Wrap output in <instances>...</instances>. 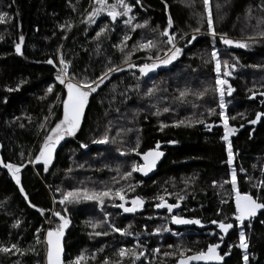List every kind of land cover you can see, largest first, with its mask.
I'll return each mask as SVG.
<instances>
[{
	"label": "trees",
	"instance_id": "trees-1",
	"mask_svg": "<svg viewBox=\"0 0 264 264\" xmlns=\"http://www.w3.org/2000/svg\"><path fill=\"white\" fill-rule=\"evenodd\" d=\"M186 1L140 0L137 4L136 0H125L132 7L130 14L137 17L136 24L148 22L144 27L135 28L128 37L124 31L131 30V27L123 26L121 21L113 22L107 14L101 13L89 22L88 14L93 7H98L93 0H0V13L6 14L0 20L1 157L4 162L24 165L20 175V187H23L24 194H21L10 174L0 167V245L16 244L20 250L15 254L0 252V264H44V235L49 228H54V225L49 227L52 221L59 222L52 217L51 212L57 211L64 215L65 209L70 221L66 234L65 264L75 260L81 253L84 262L80 264H104L106 259L108 264H128L130 261L123 260L127 255L121 259L118 248L125 245L129 247L128 255L135 253L131 250L134 241L131 239L132 234L134 238L141 239L142 245L149 250L154 247L160 249L156 264H177L180 253L175 248L178 244L176 238L172 235L163 239L154 236L157 230L164 231L163 223H166L165 213H159L155 207L160 203L157 197L178 204L177 214L184 218L199 219L207 225L212 220L220 221L227 217L225 222L234 224L233 230L230 229L223 240L222 235L214 234L212 228L199 235L179 231L183 234V246L180 249L185 255L192 245L200 251L199 245L206 250L209 244L218 242L222 247L221 256L225 252L230 253L224 256V264H244V250L236 247L239 235L233 216L234 194L231 184L224 183L230 181L231 170L226 163L227 153L221 139L224 129L216 127L222 123L220 108L218 106V110L213 113L207 107H199L191 94L189 102L186 95L183 96L177 110L164 117L167 119L165 122L151 113H143L136 118L139 129L137 151L143 153L153 149L159 142L165 147V158L153 178L144 180L135 173L123 192L126 199L138 196L146 204L142 213L128 218L122 215L112 224L130 233L129 237L114 234L111 226L105 231L101 228V235L94 243L97 251L90 254L91 238L87 221L92 205L59 203L63 198L61 190L65 192L73 189L67 184L70 183L69 177H73L78 184L80 182L82 189L90 190L94 185L99 186L108 180L104 166L109 165L111 157L116 155L118 160L125 163L130 159L128 156L120 157L121 153H116L120 150L111 140L105 144L94 141L114 133L117 126L126 124L123 112L133 104H138L142 87L147 93L148 83L163 76L167 77L164 79L169 88L188 86V81H191V88H196L199 86L196 83L201 81L203 84L206 79V88L208 92L211 91L209 87L213 78L210 79L209 74L214 71L211 67L212 44L209 38L195 39L192 47L186 49L171 66L154 69L143 76L138 69L139 64L161 56L150 48L143 51L140 47L135 48L139 36L142 33L147 38L159 39L168 26L169 16L173 21L169 29L171 33H176L177 40L181 36L185 38L182 48H187L195 29L207 30L205 22L202 27L195 22L194 15L201 6L192 10ZM114 2L108 0L109 4ZM218 5L219 8L213 2L212 7L218 36L224 34L232 40L257 38L256 42L246 44V48L225 45L227 54L224 56L232 58L229 59L232 62L227 63L235 66L232 68L228 64L232 66L231 85L236 89V94L226 99V117L229 127L235 129L229 141L234 153L232 167L236 171L237 189L264 202V116L255 124L249 123L256 119V113H264V98L248 101L254 94L264 92V69L260 73L254 70L256 65L264 66V0H218ZM247 21L255 23L254 28L244 26ZM101 28H105V31L97 36ZM21 36L24 37L22 43L19 39ZM17 43H21L22 54L15 51ZM124 45L135 49L130 58L120 52ZM167 47V42L165 46H155L156 49L165 50ZM189 55L192 57L191 64ZM61 57L66 61L67 79L75 77L77 81L87 79L91 82L96 81L102 73H107L109 68H119L120 71L108 73V78L90 94L82 127L73 137H65L63 144L60 142L54 165L44 172L43 166L33 167L29 160H34L44 136L63 114L61 100L66 97V89L56 80ZM199 57L204 58L206 63L198 62ZM49 59L53 60V64L47 63ZM128 60L141 61L133 64L137 67H129L126 66ZM49 85L53 86V91L46 94ZM159 88L165 87L161 84ZM170 90L165 94L178 96L179 91ZM137 142L135 144L132 139L128 140L126 152L134 155L130 149L136 147ZM82 144L86 147H81ZM134 158L136 164H141L136 154ZM75 161H81L83 165L74 168L72 163ZM115 207L114 211L121 214ZM37 209H43V215ZM155 213L158 214L157 219ZM262 221L264 212L250 226L249 223L242 224L248 237L249 264H264ZM108 243L117 246L116 253L112 252ZM229 245H232L230 250Z\"/></svg>",
	"mask_w": 264,
	"mask_h": 264
},
{
	"label": "snow or ice",
	"instance_id": "snow-or-ice-1",
	"mask_svg": "<svg viewBox=\"0 0 264 264\" xmlns=\"http://www.w3.org/2000/svg\"><path fill=\"white\" fill-rule=\"evenodd\" d=\"M93 3L95 5H98V7H93L92 12H90L88 15L90 17L89 22H92L93 17L101 14L106 13L109 18L113 22L117 20L120 16H126L128 17L127 20L124 21L126 25L132 24V20L134 19L133 16H130L129 13L132 11V7L125 3V0H115L114 3L109 4L108 0H93ZM136 3L139 4L140 0H136ZM204 10L207 15V27H208V33L216 37L217 33L214 29V22L212 18V14L209 10V0H203ZM219 8L220 5H217ZM118 9H122V11H119ZM165 9H167V4H165ZM6 14L0 13V20L4 18ZM148 22L145 21L144 24H136L133 25V28H139L144 27ZM173 21L171 17L168 18V26L164 28L161 35L168 37L167 43L172 45V48L174 49L171 51V55H165V58L163 60H159L157 57V60L159 61V64H169L172 60L176 59V57L181 53V48L176 47L174 43V37L176 36V33H169V29L172 28ZM63 27V26H62ZM105 31V28H101L99 32L96 33L97 36H99L101 33ZM194 31L199 32V29H195ZM183 39V36L180 37ZM21 43L24 40V37L21 36L20 38ZM125 40L128 39L127 36L124 38ZM196 39V36H193L191 40L188 41V43H191L193 40ZM220 41L224 45L231 46L235 44L238 47H246L244 43H241L239 41H233L232 39L227 38L226 35L221 34L220 35ZM21 43H17L15 46V51L17 54H22L21 52ZM142 49L149 48V47H155L154 42L148 41L146 44H141L139 46ZM211 59L215 62V72L217 73V78L215 81V90L220 94L221 96V103H220V109L219 116L223 122V129L224 133L221 139L224 141L225 144V151L227 153V165L230 168V181H224V183H230L231 184V191L234 194V203H235V211L233 213L234 216V222L237 226H240L244 223V221L249 222V226L251 224V221L253 218L257 216L258 210L264 209V202H259L258 199L253 198L252 195H250L247 192H240L237 189V176L236 171L232 167L233 166V158L234 153L232 150L231 143L229 141L230 135H233L235 132V129L229 127L228 124V118L225 115L224 112V103H223V96H224V86L227 85V92L229 94L232 93L233 89L231 85H228L227 80L221 78V61L218 58V52L215 48L212 49L211 52ZM48 64H53V60L49 59L47 61ZM59 63L61 67L58 69L56 80L64 86L66 89V97H64L61 100V103L63 105V114L60 119L55 123L53 127H51L50 131H48L47 135L44 136L43 141L39 145V150L35 154L34 160H29V163H42L44 171H48L49 165L52 162L53 159V153L56 150L57 145L67 136L71 137L76 134L78 129L81 126V120L84 115L85 107L89 102V96L91 93L95 92L97 88L104 82L105 79L108 78V73H111L113 71H120L119 68H109L107 70V73H102L101 76L97 77L96 81L89 82L87 79L82 81H77L75 77H69L66 79L67 71H66V61L61 57L59 60ZM55 66V65H54ZM129 67H137L136 65L129 64ZM158 66V63L154 61L151 64H142L139 65V72L140 75H146L148 72L153 71ZM234 67V66H233ZM223 75L228 76L230 75V72L228 69L227 61L223 62ZM99 81V83H97ZM19 87V86H18ZM11 91L12 89H8ZM53 91V86L49 85L46 94L51 93ZM149 93H151L152 89L148 90ZM185 93H181V96H184ZM255 95V94H254ZM261 96H264V92L260 93ZM58 99L60 97L58 96ZM167 111V109H165ZM261 116H264V113H256V119H253L249 121L250 124H255L257 120L261 118ZM47 119V118H46ZM23 127V125H21ZM40 127H43L41 125ZM163 127V125L161 126ZM108 141V137L105 136L99 141H94L95 143H106ZM169 143H175V141H170ZM81 147H86V145H81ZM160 145L159 142H157L156 147L153 149H149L143 153L137 151L139 148V141L137 142L136 147L130 149L131 152H134L137 156H140L143 163L142 164H136L133 163L132 165V172H139L144 175H147L148 172L152 171V169L156 166L157 161L160 159V157L163 155L162 152L158 151ZM23 155V154H21ZM31 155V154H30ZM0 167L6 169L8 173L11 175V178L15 181L17 186L19 187V190L21 194H24L23 187H20L21 184V177L20 172L21 168L24 167L23 164L17 165L10 162H4L2 159H0ZM243 171V169H241ZM132 172L125 173V176H131ZM215 184V182H214ZM107 197L109 199L113 197L119 198V200L122 202L118 205V207L122 208L124 212L130 213L135 212L137 208L141 207L143 204V200L140 197H134L131 199V206L127 207L125 206V195L123 194V189H117L113 191L111 188H108L106 190L102 191H89L88 189H74L69 192H65L63 194V198L59 201L61 205L71 204L75 202H79L81 199L84 200H91L95 201L98 205H103L105 203L104 198ZM25 199L27 200V196L25 195ZM157 199L160 201V203L156 204V208H166L169 213L173 211V208L177 207L178 204H168L166 201H164L163 197H157ZM180 199H183V197H180ZM227 201H222V203H226ZM55 203V201H54ZM32 207H35V205H31ZM41 215H43L44 210L43 209H37ZM219 209L217 210V214H219ZM52 217L58 218L59 223L55 228H49L44 236V243L46 245V254H45V260L46 264H64V261L62 260V238L64 237L65 229L68 227L70 221L66 217V209L65 214L62 215L60 212L52 211L51 212ZM228 218L225 217V220H212L210 221L211 224H214L218 227L221 233L227 234L230 229L234 227L233 223L225 222ZM171 222L173 224H197L200 225L201 221L199 219H185L181 216L172 215L171 216ZM19 221H17L18 225ZM264 223V221H262ZM16 226V225H14ZM92 227H96V225H92ZM167 231L168 229H164ZM114 232H119L122 235H129L130 233H127L125 230L120 228L113 227ZM159 231V230H157ZM37 232H40V229H37ZM106 235V233H104ZM96 235H101V233L97 232ZM221 240H223V236H221ZM37 243H40L39 237H37ZM171 247V245L169 246ZM220 247L219 244H209L207 246V250H201L193 253L192 255H185L184 251L180 252V259L177 261V264H189L190 261H222L224 256L229 255V252H225L224 256H221L217 249ZM229 250L231 249L232 245H229ZM241 250H244V255L242 256L244 264H249V256L247 254V249L249 248V243L246 238V234L243 230L239 231V243L236 245ZM19 248L16 244H12L10 246H4L0 245V252L2 253H12L15 254V252H19ZM32 251H35V249H32ZM158 251V250H157ZM190 251V250H189ZM118 254L121 258H123L126 254V249L121 247L118 250ZM133 256H135V253H131ZM140 255H143L141 252ZM166 255H169V253H166ZM84 259L83 253H81L79 256L75 258L73 261H69L68 264H80V262ZM104 264H108L107 259L105 260Z\"/></svg>",
	"mask_w": 264,
	"mask_h": 264
},
{
	"label": "rangeland",
	"instance_id": "rangeland-1",
	"mask_svg": "<svg viewBox=\"0 0 264 264\" xmlns=\"http://www.w3.org/2000/svg\"><path fill=\"white\" fill-rule=\"evenodd\" d=\"M186 2L189 3L190 8L192 10H194L198 6H201L200 11H198L194 15L195 22L200 27H202L204 22L207 24V15H208V13H206L205 10H204L203 0H199V1L198 0H187ZM213 2L216 3V7H217L218 0H215V1L209 0V10H210V12L212 14V18H213V22H214L215 15L213 14V9H212ZM118 10L122 11V9H118ZM103 14H106V13H103ZM129 15L133 16L130 13H129ZM133 17H134V19L132 20V24H129V25H126L124 23V21L127 20L128 17L120 16V17L117 18V21L118 22L121 21L120 23H122L123 26L126 25V26H130L131 27V30L124 31L125 34L128 35V37L133 33V30L135 29V28H133V25H136V20H137L136 18L137 17L136 16H133ZM244 26H246V27L248 26L250 28H254L255 23L247 21V22H245ZM214 29H215V27H214ZM169 33L171 34V30H169ZM191 34H192V35H190L191 38L193 36H196V39L197 38H209L210 39L211 44H212L211 49L215 48L217 50L218 58L221 61V78L225 79V80H228L227 76L223 75V71H224L223 62L224 61L232 62L231 60H229V59H232V58L231 57L230 58H226L224 56V54H227V48L220 41V36H218V35H216V37L211 36L208 33V28H207V30L206 29H199V32L195 31V32H193ZM191 38H190V40H191ZM227 38H231V37H227ZM167 39H168V37L163 36V35H161L159 37V39L147 38L146 36L142 35V33H141V35L139 36V41L136 43L135 48H139V46L141 44H146L148 41L154 42L155 46H156V44L157 45L159 44V46L162 47V46H165V42H167ZM183 41H185V38L177 40L176 37H174V43H175L176 47L181 48V53L176 57V59L180 58L183 55V53H184V51L186 49L191 48L192 47L191 45L193 44V42L195 40H193L191 43H187V46H186L187 48H182V44L184 43ZM233 41H239V42L244 43L246 45V44H249L251 42H256L257 38H252V39L251 38H236ZM125 46L126 45H124V46H122L120 48V52L122 54L124 52L126 54L125 57L128 58L130 55H132L135 52V49L134 48H126ZM232 46L234 47L236 45L233 44ZM236 47L237 48H241V47H238V46H236ZM149 48L155 50V52L157 54H161V56L159 57V60H163L165 58L166 53H167V55H171V51L174 50L172 48V45H170V44H168V47H167L166 50L164 48L163 49H156L155 47H149ZM243 48H246V47H243ZM146 49H148V48H145V49L140 48V50H142V51L146 50ZM222 54H223V56H222ZM188 58H189V63L191 64L192 63V62H190L191 59H192L191 55H189ZM176 59L172 60L169 63V66H171L172 63ZM128 61H127L126 66L129 65V64H135L136 62L141 61V60H138V61L137 60L136 61L135 60H128ZM154 61H156L158 63V66L155 68L156 70L159 69V68H163L164 66L168 65V64H166V65L159 64V61L157 59L151 60V62H149V61L144 62V64H151ZM198 62H201V64H203V63H206V60L204 58L199 57ZM211 62H212V66L211 67H213V71L214 72H211V74H209L210 75L209 76L210 79H211V77L213 78L212 79L213 83L210 84L211 87H209L211 89L210 92H208V89L206 88V81H205L206 79L203 80V84H202L201 81L199 83H196V86H197V84L199 85L196 88H191V86H190L191 81L187 82L188 86L184 85V86H180V87H170V88H173L174 90H177V91L180 92V93L179 92L177 93L178 94L177 97L176 96L175 97L174 96H169V95L165 94L167 91H171L170 88L167 87V80L164 79V78H167V77L161 76V77H158V78L154 79L151 83H148L149 85H147V87H149V89H152L151 93H149V91H147V93H146L144 91L143 87H142V93L139 95L138 104L137 105L133 104L130 108H128L126 111L123 112L124 121H126V124L123 127H118L117 126L114 129V133H112V134L108 133L106 135L108 137V141L111 140V142L120 150V151H117L116 153L117 154L121 153V154H119L120 157H122V156L123 157L124 156L127 157L128 156L130 159H128L127 163H125V161L118 160L116 158V155L111 157L112 161L109 163V165H105L104 166L106 168V170H107L106 172H108V176H107L108 180H105L104 183H100L99 186L94 185L93 188L90 189L89 191H102V190H106L108 188H111L113 191H115L117 189H123V192H124V190L127 187V185L133 180L135 172H132V165H133V163H135V158H134L135 157V153L133 152L134 155H130V153H127L126 152L127 150H125V146L127 145V142L130 139H132L135 142V144L137 142L139 129H138L137 124H136V118H138V116L140 114L151 113L152 115L156 116L159 119L163 118L164 119L163 122H165L167 119H165L164 117H168L170 114L172 115L177 110V107L180 106L179 104H181V102L183 100V96H181L182 92L185 93L187 102H189V97H190V94H191L192 97L196 98V102H197V105L199 107H207L210 110V112L214 113L216 110H218V106L220 108L221 96L215 90V81H216V78H217V73L215 72V62L212 59H211ZM227 64H231L232 65V63H227ZM139 65H142V64H139ZM232 66H234V65H232ZM211 67H207V69H210ZM231 67H230V65H228V69L227 70L230 72L231 75H233ZM234 67H232V68H234ZM263 67L264 66H262V64L260 66L256 65L254 70L258 71L260 73L261 70L264 69ZM138 69H139V67H138ZM204 70H206V69H204ZM66 71H67V75H68L67 67H66ZM209 77H206V78H209ZM66 79H67V76H66ZM163 80L166 82V84H164ZM230 83H231V81H230ZM161 84L165 88H163V89L159 88V86ZM228 94L229 93L227 92V87L224 86V96H223L222 99H223V103L225 105V107H224L225 115H226V111H227V104L228 103H227L226 99L229 97ZM132 95L134 96V93ZM165 109H167V111H165ZM220 111H221V109H220ZM131 122H133V123H131ZM71 137H73V136H71ZM66 138L68 139L69 137L66 136ZM66 138H64L62 140V144L64 143V140ZM82 165H83V163L81 161H75V162L72 163V167H74V168H79ZM52 166H49L48 170ZM127 172H132L131 176H125V173H127ZM69 178H70L69 179L70 183L67 182V184L70 185V186H73V189H70V190L65 191V192H69V191H72L74 189H82L81 185H80V182L78 184L77 181L73 177H69ZM61 192L63 194L65 193L63 190H61ZM104 200H105V203L103 205H98L95 201L84 200V199H81L79 202H75V204H91L92 205L91 206V211L89 212L88 221H87V227H88V230H89V236L91 238V245L89 246L90 247L89 249L91 251L90 254H92L93 251L94 252L97 251V247L94 245V243H95V240L99 236L96 235V233L100 232L101 228L105 231L107 228H110V226L112 227V230H113L114 226H112V224H114L122 216V213L120 214V213H117L116 211H114V207L116 205H118V203H119V198L113 197V198L109 199V198L105 197ZM55 201L57 202L58 200H55ZM167 203L171 204L169 202H167ZM178 207H179V205L177 207L173 208V211L171 213H169L166 208H159L158 209L159 213H161V212L165 213V217H166L165 220H166L167 224H169L170 216H172L173 214H177V208ZM155 212H156V210H155ZM155 216H158V214L155 213ZM155 216H154V218H155ZM58 223L59 222L54 223L52 221L49 224V227L54 225V228H55ZM93 224L96 225V227H92ZM163 225H164L163 228L164 229H168V230L165 231L163 229L164 231H156L157 232V237L163 239L167 235L174 236V238H176V241L178 242V244H177L178 248L177 247H175V248L178 249L179 253H180L181 252L180 248L183 246V240H182V235L183 234L181 232L180 233H174V231L171 230L168 225H166L165 223H163ZM236 227L238 229V235H239V231H241V230H243L245 232V228L242 227V225L236 226ZM91 232H92V235H91ZM113 233L114 234H118V236L122 235L119 232H114L113 231ZM123 236H125V235H123ZM126 237H129V236L126 235ZM246 238L248 240V237H246ZM131 239L134 240L133 244H132L133 246L131 247V250L132 251H136L135 252V256H133L131 253L128 255V252H129L128 248L129 247L124 245L122 247L126 249L125 256L127 255V257L125 259H123V260L130 261L128 264H156L157 263L158 257L160 255V249L158 247H154V248H152V250H149L148 247H144L142 245V242L140 240H138L137 238L134 239V235L133 234L131 236ZM177 239L178 240L181 239V241H178ZM122 242H124V239L121 241V243ZM109 245H110V249L112 250V252L116 253V249L115 248H117V246H114L113 244H109ZM120 248H118V250ZM44 251L46 252V245H45ZM141 252L143 253V255H140ZM44 256H45V254H44ZM83 262L84 261L82 260V263ZM44 264H46V260L44 261ZM116 264H120V263H116Z\"/></svg>",
	"mask_w": 264,
	"mask_h": 264
},
{
	"label": "water",
	"instance_id": "water-1",
	"mask_svg": "<svg viewBox=\"0 0 264 264\" xmlns=\"http://www.w3.org/2000/svg\"><path fill=\"white\" fill-rule=\"evenodd\" d=\"M159 69H161V68H159ZM232 78H233V77H232L231 74L227 76V79H228V80H227L228 85H231L230 81H231ZM225 86L227 87V85H225ZM231 87H232V85H231ZM232 89H233L232 93H231V94H228V96H230V97H231L232 95L236 94V89L233 88V87H232ZM66 94H67V93H66ZM262 97H264V96H261V95H257V94H256V95L251 96V97L248 99V101H249V102H252V101L256 100L257 98H262ZM86 110H87V105H86V107H85L84 115H83L82 120H81V126H80V128H81L82 125H83L84 118H85V115H86ZM217 127H218V128H223V123L218 124ZM80 128H79V129H80ZM79 129H78V130H79ZM103 144H105V143H103ZM159 145H160V147H159L158 151L162 152L163 155H162V156L160 157V159L157 161L156 166L152 169V171L148 172L147 175H144V174H142V173L136 172V175L139 176L140 178H142V179H144V180H148V179H150V178H153V177L155 176V174L158 172L159 167H160V165L162 164V162L164 161V158H165V153H164L162 150H160V149H161V144H159ZM99 146H101V144H100ZM59 149H60V143L57 145L56 150H55L54 153H53V159H52V162L50 163L49 166H52V165L54 164ZM1 153H2V145L0 144V159H2V157H1ZM138 157H139V160L141 161V164H142L143 161H142L141 157H140V156H138ZM2 160H3V159H2ZM33 165H34L35 167H37V166H39V165H43V164H42V163H34ZM1 168H2V167H1ZM2 170L8 173V171H7L6 169L2 168ZM23 171H24V169L21 168L20 175H21V173H22ZM10 177H11V175H10ZM14 182H15V181H14ZM16 185H17V184H16ZM120 203H122V202L119 201L118 205H119ZM123 203H125V206H127V207H130V206H131V200H130V199H126V198H125V201H124ZM118 205L116 206V209H118L119 211H121L122 214H123L124 216H127V217H128V216H133V215H135V214H140V213H142V211H143V210L145 209V207H146V204L143 202L142 206L139 207V208H137V210H136L135 212L126 213V212L123 211L122 208L118 207ZM263 211H264V209H262V210H258V212H257V216H258L259 214H261ZM257 216H256L255 218H257ZM255 218H253L252 221H253ZM252 221H251V222H252ZM248 223H249V222L246 220V221H244L243 224H248ZM192 225H194V224H180V225H177V224H173V223H172V226L175 227V228H177V229H184V228H188V227L190 228ZM67 231H68V228L65 229L64 237L62 238V241H61V243H62V247H63V252H62V256H61V258H62V260L64 261V264H65V254H66V247H65V244H66V234H67ZM218 231H220V230L218 229ZM220 249H221V246L217 249V252L221 255ZM200 263H201V264H224V258H223L222 261H219V262H217V261H210V262L200 261Z\"/></svg>",
	"mask_w": 264,
	"mask_h": 264
},
{
	"label": "flooded vegetation",
	"instance_id": "flooded-vegetation-1",
	"mask_svg": "<svg viewBox=\"0 0 264 264\" xmlns=\"http://www.w3.org/2000/svg\"><path fill=\"white\" fill-rule=\"evenodd\" d=\"M169 65V64H168ZM167 65V66H168ZM123 215V214H122ZM124 216V215H123ZM179 216H181L179 214ZM259 216V215H258ZM257 216V217H258ZM127 217V216H126ZM128 218V217H127ZM256 219V218H255ZM201 221V224L200 225H197V224H194L192 225L190 228L188 227L187 230H186V234H191V235H199V234H204L206 233L210 228H212L214 230V234H216L218 236V234L222 235V236H227V234H224V233H221L220 231H218V227L214 224H207L205 225V222L200 220ZM216 227V228H215ZM138 240H141V239H138ZM214 244H218V242L214 243ZM199 247V250H204L203 249V246H198ZM222 248V247H221ZM190 251H188V253L186 255H192L193 253L197 252V249L195 248V246H190ZM207 250V249H206ZM204 250V251H206ZM221 250V249H220ZM189 264H201L200 261H190Z\"/></svg>",
	"mask_w": 264,
	"mask_h": 264
},
{
	"label": "bare ground",
	"instance_id": "bare-ground-1",
	"mask_svg": "<svg viewBox=\"0 0 264 264\" xmlns=\"http://www.w3.org/2000/svg\"><path fill=\"white\" fill-rule=\"evenodd\" d=\"M255 95H256V94H255ZM257 95H260V94H257ZM262 98H264V97H262ZM252 102H253V101H252ZM216 127H217V126H216ZM217 128H218V127H217ZM221 129H222V128H221ZM155 147H156V146H155ZM155 147H154V148H155ZM164 149H165L164 145L161 144V149H160V150H162V151L164 152ZM164 153H165V152H164ZM137 158L139 159L138 156H137ZM139 161H140V160H139ZM140 162H141V161H140ZM33 164H34V163H33ZM41 166H43V165H41ZM33 167H35V166L33 165ZM135 173H136V172H135ZM157 173H158V172H157ZM157 173H156V174H157ZM156 174H155V175H156ZM150 179H151V178H150ZM148 180H149V179H148ZM130 200H131V199H130ZM116 206H117V205H116ZM115 209H116V207H115ZM116 210H118V209H116ZM157 210H158V208H157ZM263 212H264V211H263ZM263 212H262V213H263ZM262 213H261V214H262ZM173 215H178V216H179V214H173ZM180 215H181V214H180ZM259 215H260V214H259ZM181 217H183V216L181 215ZM157 218H158V216H156V219H157ZM183 218H184V217H183ZM185 219H187V218H185ZM254 220H255V219H254ZM254 220H253V221H254ZM253 221H252V222H253ZM252 222H251V223H252ZM165 224L168 225L169 228H170L171 230L174 231V233H178L179 231H186V230H187V228H184V229H177V228L173 227V226H172V222H171V216H170L169 224H167V223H165ZM215 228H216V227H215ZM232 230H233V228H232ZM154 236H157V232L154 233ZM134 239H135V238H134Z\"/></svg>",
	"mask_w": 264,
	"mask_h": 264
}]
</instances>
